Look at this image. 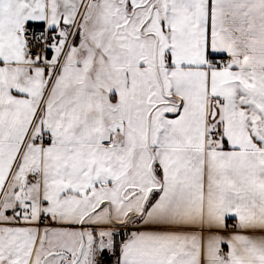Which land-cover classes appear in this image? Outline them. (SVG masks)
<instances>
[{
  "label": "snow or ice",
  "instance_id": "1",
  "mask_svg": "<svg viewBox=\"0 0 264 264\" xmlns=\"http://www.w3.org/2000/svg\"><path fill=\"white\" fill-rule=\"evenodd\" d=\"M0 264H264V0H0Z\"/></svg>",
  "mask_w": 264,
  "mask_h": 264
}]
</instances>
